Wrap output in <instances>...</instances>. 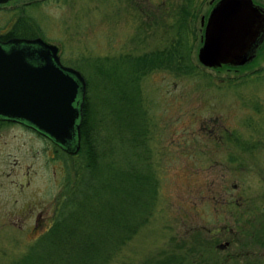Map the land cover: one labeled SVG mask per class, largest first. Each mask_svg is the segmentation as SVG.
Returning a JSON list of instances; mask_svg holds the SVG:
<instances>
[{
    "label": "rangeland",
    "instance_id": "374dc122",
    "mask_svg": "<svg viewBox=\"0 0 264 264\" xmlns=\"http://www.w3.org/2000/svg\"><path fill=\"white\" fill-rule=\"evenodd\" d=\"M160 1L10 0L0 4V33L7 38L22 27L30 32L25 37L56 44L62 62L90 79L85 118L96 127L98 148L111 138L107 159L115 167L150 162L157 186L151 206L143 205L146 222L110 264H163L170 240L183 244L176 249L186 254L181 264H264V38L243 65L203 66L201 18L206 22L217 2L205 0L190 54L195 72L132 74L139 90L128 116L119 87H106L117 72L104 63L170 44L174 32L162 21ZM252 2L264 8V0ZM139 109L142 144L135 151L122 130L128 125L134 133ZM71 158L35 131L0 123V264L20 258L50 225L66 179L75 180ZM238 220L259 231L261 244L238 229L232 244ZM234 250L244 255L233 262Z\"/></svg>",
    "mask_w": 264,
    "mask_h": 264
},
{
    "label": "trees",
    "instance_id": "16d2710c",
    "mask_svg": "<svg viewBox=\"0 0 264 264\" xmlns=\"http://www.w3.org/2000/svg\"><path fill=\"white\" fill-rule=\"evenodd\" d=\"M204 2L205 0H161L157 7L163 12L162 21L174 32L170 44L148 56L133 58L128 53L122 55V59L116 58L119 60L117 63L114 60L113 63H104L107 72H117L114 78L106 75L107 80L113 78L111 82H106V87L111 93L117 90L116 85L119 87L120 101L128 116L136 99L135 91L139 90L138 85L134 88L132 74L136 73L141 77L157 68L166 69L175 75L195 72L196 67L190 63V54L197 38V21ZM28 33L30 32L26 28L20 27L17 30L15 27L10 36H25ZM123 65L127 66V69L118 74ZM85 113L84 105L80 149L76 154L68 155L73 160L71 168L75 176L74 182H70V177L66 179L65 187L55 200L50 225L30 244L26 253L9 264H110L135 235L140 225L146 222L147 215L146 211L143 213V208L146 207L147 210L148 206H151L153 192L157 186L149 168L150 162L143 168L134 165L127 168L115 167L114 159H107L111 155V138L104 140L102 147L98 148L96 127L92 128L87 124ZM123 131L131 133V146L138 151L142 141L136 143L135 135L128 125ZM113 137H118L117 133H113ZM71 168L66 173H69ZM242 221H237L236 229H230L232 244L237 241L233 235L237 229L241 237H254L261 244V238L257 237L260 235L259 231H250L246 221ZM182 245L178 241L170 240L167 247L169 249L165 250L161 262H184L187 259L186 254L176 251L180 250ZM239 255L244 254H238L234 250L233 262ZM229 262L230 260L226 263Z\"/></svg>",
    "mask_w": 264,
    "mask_h": 264
},
{
    "label": "water",
    "instance_id": "95a60500",
    "mask_svg": "<svg viewBox=\"0 0 264 264\" xmlns=\"http://www.w3.org/2000/svg\"><path fill=\"white\" fill-rule=\"evenodd\" d=\"M263 36V8L252 0H218L207 18L198 60L207 67L243 65ZM84 94L83 76L61 64L57 45L41 37L0 41V120L34 128L74 154L80 148Z\"/></svg>",
    "mask_w": 264,
    "mask_h": 264
},
{
    "label": "flooded vegetation",
    "instance_id": "af4514ba",
    "mask_svg": "<svg viewBox=\"0 0 264 264\" xmlns=\"http://www.w3.org/2000/svg\"><path fill=\"white\" fill-rule=\"evenodd\" d=\"M4 34V33H3ZM2 33H0V41H5V40H7L8 38H3L2 36H4ZM260 45V43L257 45V47ZM85 81H86V91H85V97H84V105H87V91H88V88H90L89 86H90V79L89 78H85ZM136 115H137V118H138V120L137 121H135L136 122V124H135V126H133V127H135L134 128V135H135V138H136V143L137 142H139V140H141V137H140V135H141V132H142V128H141V126H142V124H140V121H141V116L142 115H144V112L143 111H141L140 109L137 111V113H136ZM139 121V122H138ZM2 122H5V121H2ZM140 124V125H139ZM24 126V125H23ZM25 127V126H24ZM27 128V127H26ZM31 130V129H30ZM140 134V135H139ZM140 137V138H139ZM138 144V143H137Z\"/></svg>",
    "mask_w": 264,
    "mask_h": 264
}]
</instances>
